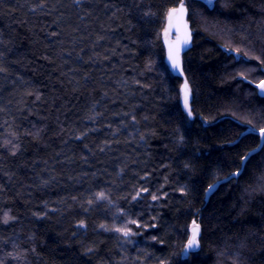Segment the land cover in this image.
I'll list each match as a JSON object with an SVG mask.
<instances>
[{"label":"trees","instance_id":"trees-1","mask_svg":"<svg viewBox=\"0 0 264 264\" xmlns=\"http://www.w3.org/2000/svg\"><path fill=\"white\" fill-rule=\"evenodd\" d=\"M262 80L264 0H0V264H264Z\"/></svg>","mask_w":264,"mask_h":264},{"label":"water","instance_id":"water-1","mask_svg":"<svg viewBox=\"0 0 264 264\" xmlns=\"http://www.w3.org/2000/svg\"><path fill=\"white\" fill-rule=\"evenodd\" d=\"M160 40L165 51L164 62L166 66L173 76L182 80L179 89L180 107L187 118L192 120L191 93L182 66V57L191 48L192 33L187 22V9L183 3L167 12ZM259 93L261 94V91ZM218 185L213 186L210 191H214ZM199 235V226L192 225L189 228L187 244L182 252L183 258H187L190 253L198 250Z\"/></svg>","mask_w":264,"mask_h":264},{"label":"rangeland","instance_id":"rangeland-1","mask_svg":"<svg viewBox=\"0 0 264 264\" xmlns=\"http://www.w3.org/2000/svg\"><path fill=\"white\" fill-rule=\"evenodd\" d=\"M200 1H202L203 3H205L209 7H211L213 2H214V0H200ZM247 73H249V71L248 72H246V71L244 72L243 71L241 75L243 76L244 74H247ZM254 85L256 86L258 91H261V95L264 96V80L254 84ZM263 133H264V131H262L260 134H263Z\"/></svg>","mask_w":264,"mask_h":264}]
</instances>
